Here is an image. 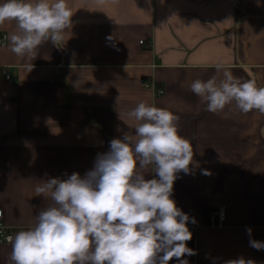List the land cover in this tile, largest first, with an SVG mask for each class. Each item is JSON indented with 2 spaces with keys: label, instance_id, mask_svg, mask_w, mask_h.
I'll use <instances>...</instances> for the list:
<instances>
[{
  "label": "crops",
  "instance_id": "1",
  "mask_svg": "<svg viewBox=\"0 0 264 264\" xmlns=\"http://www.w3.org/2000/svg\"><path fill=\"white\" fill-rule=\"evenodd\" d=\"M5 0H0V3ZM72 26L58 45L35 58L18 57L0 26V209L15 234L34 227L51 197L35 188L50 178L83 177L98 153L139 123L127 113L145 102L180 117L179 134L193 144L191 174L173 185L189 222L196 254L189 264H225L243 257L264 264V114L242 113L235 102L218 113L191 84L222 79L224 66L242 82L264 87V0H67ZM6 36V39L3 37ZM112 37L109 40L108 37ZM8 73L10 79L4 78ZM155 82V95L145 83ZM207 170L210 175H204ZM158 178L153 166L139 169ZM226 209L222 227L208 215ZM251 228L249 235L247 228ZM11 243H0V264H11ZM169 264H178L176 258Z\"/></svg>",
  "mask_w": 264,
  "mask_h": 264
},
{
  "label": "clouds",
  "instance_id": "2",
  "mask_svg": "<svg viewBox=\"0 0 264 264\" xmlns=\"http://www.w3.org/2000/svg\"><path fill=\"white\" fill-rule=\"evenodd\" d=\"M72 16L67 0L0 3V26L17 25L8 39L18 57L35 58L44 43H62ZM215 69L222 79H197L190 86L207 111L221 112L234 101L242 113L264 114V87L242 82L222 62ZM127 115L139 122L136 139L129 132L112 139L83 177L74 172L36 186V196H50L53 203L38 213L34 227L7 236L11 264H169L173 258L189 264L183 257L196 252L187 246L188 223L196 221L176 206L172 193L177 174L192 173L193 144L179 134L180 117L166 108L141 102ZM150 165L158 178L145 179L139 171ZM250 246L262 250L264 242L250 240ZM225 264L256 262L241 257Z\"/></svg>",
  "mask_w": 264,
  "mask_h": 264
},
{
  "label": "built area",
  "instance_id": "3",
  "mask_svg": "<svg viewBox=\"0 0 264 264\" xmlns=\"http://www.w3.org/2000/svg\"><path fill=\"white\" fill-rule=\"evenodd\" d=\"M6 39V36L3 37ZM5 79L9 80L10 76L8 73H5ZM145 86L153 91L155 95L163 94V90L159 89L155 82L145 83ZM226 220V209L224 206H219L217 209L212 211L209 215L207 225L211 227H222ZM15 235V227L9 225L4 218V212L0 209V243H10L7 240V236ZM197 264H205V263H197Z\"/></svg>",
  "mask_w": 264,
  "mask_h": 264
},
{
  "label": "trees",
  "instance_id": "4",
  "mask_svg": "<svg viewBox=\"0 0 264 264\" xmlns=\"http://www.w3.org/2000/svg\"><path fill=\"white\" fill-rule=\"evenodd\" d=\"M0 72H1V71H0ZM4 78H5V76H4ZM211 212H212V211H211ZM211 212H210V213H211ZM210 213H209V215H210ZM209 215H208V218H207V220L209 219Z\"/></svg>",
  "mask_w": 264,
  "mask_h": 264
}]
</instances>
